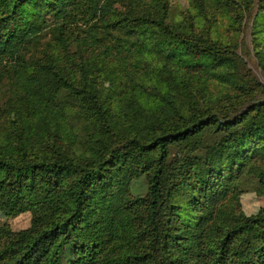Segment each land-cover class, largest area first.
<instances>
[{
	"label": "trees",
	"instance_id": "1",
	"mask_svg": "<svg viewBox=\"0 0 264 264\" xmlns=\"http://www.w3.org/2000/svg\"><path fill=\"white\" fill-rule=\"evenodd\" d=\"M113 3L0 0V64L21 101L0 141V212L32 213L31 241L4 247L2 264H64L67 253V264H264V208L246 215L238 201L264 157V100L234 118L217 111L196 79L232 82L234 51L168 21L165 0ZM17 8L30 21L12 30ZM44 33L63 55L29 62ZM139 176L143 195L131 193Z\"/></svg>",
	"mask_w": 264,
	"mask_h": 264
},
{
	"label": "rangeland",
	"instance_id": "2",
	"mask_svg": "<svg viewBox=\"0 0 264 264\" xmlns=\"http://www.w3.org/2000/svg\"><path fill=\"white\" fill-rule=\"evenodd\" d=\"M113 1L114 7L123 10L133 0ZM134 1L143 2L144 5L151 3V0ZM165 1L168 4V21L183 28L191 27L196 32H207L213 41L222 47L231 48L239 61L232 82L211 74H204L202 81L196 79V84L204 92L207 103L222 114H228L230 118H234L237 114L246 111L257 99L264 100V0L261 1L262 8L258 0ZM42 16L46 20L50 19L46 10H43ZM28 19L25 11L17 8L7 23L10 29L18 30L28 24ZM50 43L49 35L42 34L39 41L25 53L27 60L43 62L49 56H62V51L54 48ZM98 52L99 50L95 51V53ZM96 75L100 87L107 90L112 77L110 71L103 69ZM60 98L61 101H66L63 93ZM20 102L6 69L0 64V141L9 139L10 120L17 106H20ZM74 115L75 111L69 110L67 119L74 124V131H78L77 137L81 140L79 121ZM261 119L263 120L264 116ZM251 120L248 118L246 121ZM219 138L221 134L207 135L206 141L214 143ZM179 154V148H172L171 159L176 160ZM256 168L264 169V157L254 158L239 182L241 190L238 198L239 209L246 215L254 214L264 208V185L259 184L255 175ZM146 188L144 176L136 177L131 183L133 194L143 195ZM31 217V211L16 215L0 212V251L6 246L16 247L31 241L29 232ZM73 257V254L67 253L61 259L64 264H67ZM0 264H2L1 260Z\"/></svg>",
	"mask_w": 264,
	"mask_h": 264
}]
</instances>
